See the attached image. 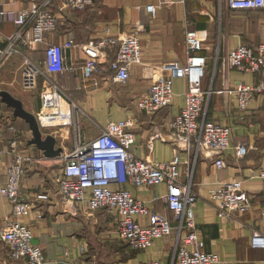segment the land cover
<instances>
[{
  "label": "crops",
  "instance_id": "1",
  "mask_svg": "<svg viewBox=\"0 0 264 264\" xmlns=\"http://www.w3.org/2000/svg\"><path fill=\"white\" fill-rule=\"evenodd\" d=\"M32 1L42 0H0L2 35L18 29V13ZM62 3V0H52L48 6L58 17L56 30L47 32L46 41L37 49H25L24 52L34 59H44V48L48 42L61 43L68 37L76 42V46L64 49L65 68L62 71L40 76V90L44 77L51 78L63 88L65 95L76 105L83 140L95 137L111 119L132 116L134 124L130 129L134 144L131 149L136 156L150 161H163L171 159L176 153L180 154L182 163L179 181L188 184L196 195L193 211L198 234L203 241V249L218 254L219 259L214 264H264V248L252 246L250 240L254 229L264 232V182L256 176L260 169H264V96L258 95L248 103L246 109L241 110L235 93L230 90L240 84L263 80L264 71L245 72L236 68L222 70L220 67L221 58L231 47L246 39L245 36L247 43L254 47L263 40L237 31V27L243 28V23L248 29L256 20L244 17L237 19L233 31L226 25L221 47L219 43L211 52L206 43L208 37L204 38L213 21L210 0H186L184 3L176 0H92L84 9L65 7ZM147 4L156 5L154 16L146 10ZM136 19L144 26L140 33L142 62L131 65L128 79L124 82L113 80L110 61L114 52H109L106 58L101 59L98 68L86 79L82 73L84 53L79 44L106 32L126 33ZM190 27L203 31L201 52L210 57L202 80L204 88L212 89L204 102L206 116L232 127L229 146L221 155L224 161L222 166L215 163V153L197 150L194 145L189 152L177 149L169 135L170 122L184 104L187 89L185 77L173 78V99L168 106L146 113L135 105L136 98L149 88L151 78L148 73L151 68L172 60L181 64L186 62L185 30ZM4 44L1 37L0 46ZM216 51H219L220 59L215 65ZM22 60L23 56L13 55L0 66V87L3 86L0 89L8 90L16 97L9 83L19 82L17 72ZM6 83L9 85H4ZM23 105L36 115L41 110V99L30 102L29 106L25 102ZM7 107L11 110L7 111L0 104V147H5L8 139L16 138L21 152L31 158L21 178L20 189L33 208L19 220L31 227L32 243L41 247L48 264H65L66 258L80 264H138L150 259L171 264L177 238L175 222L171 234L156 237L148 248H132L117 232L115 210L100 208L89 211L83 203L64 201L55 178L63 170L62 157L46 156L31 143L33 135L28 123L20 117H14L12 108ZM41 131L43 134H53L56 146H62L64 151L71 148L70 127L44 128ZM240 143L246 144L248 148L243 156H237L236 153V146ZM11 159L12 155L8 151L0 157V182L5 179V169ZM233 179H242L252 207L246 211L234 210L228 216L221 217L209 189L216 183ZM121 186L149 209L172 217L166 202L168 189L165 182L144 186L125 182ZM136 218L147 223L145 215H137ZM13 219L17 217L12 213L11 201L0 196V229ZM0 264H24L22 259L10 256L9 246L1 238Z\"/></svg>",
  "mask_w": 264,
  "mask_h": 264
},
{
  "label": "built area",
  "instance_id": "2",
  "mask_svg": "<svg viewBox=\"0 0 264 264\" xmlns=\"http://www.w3.org/2000/svg\"><path fill=\"white\" fill-rule=\"evenodd\" d=\"M51 1H32L17 15L18 29L8 35L0 33V38L5 41V44L0 46V66L13 55L23 56L19 83L25 90L36 88L41 75L62 71L65 68L64 49L76 46L73 38L68 37L61 43L48 42L44 48V59H34L24 53L25 49H37L46 41V33L56 30L58 17L48 8ZM176 1L184 3L186 0ZM62 2L65 7L84 9L92 0ZM226 5L229 10H264V0H226ZM146 10L154 16L156 5L147 4ZM143 28V23L136 19L126 33L106 32L79 44L84 53V77L90 78L98 68L99 61L106 58L109 52H114L110 61L112 78L115 82L126 81L131 65L142 62L140 33ZM185 45L186 62L181 64L172 60L151 68L148 73L151 78L149 88L145 94L136 98L135 105L146 113L168 106L173 99V78L185 77L187 89L184 104L170 122L169 135L177 149L189 152L194 145L197 150L215 153V163L222 166L224 161L221 155L229 146L232 127L209 119L204 110V102L212 89L202 86L209 58L201 52L203 31L194 27L187 28ZM219 59V51H216L215 65ZM220 67L222 70L236 68L245 72L264 71V39L256 47L243 42L237 43L221 58ZM230 90L235 93L239 108L244 110L258 95L264 96V78L256 83L240 84ZM39 95L41 110L36 114V118L40 128L71 129L72 146L62 151L60 156L63 159V170L55 177L64 201L72 204L83 203L89 211L100 208L115 210L117 232L134 249H146L156 237L171 234L175 222L177 238L171 264H214L218 261L216 252L203 249L193 211L196 195L191 192L188 184L179 181L182 163L179 153L163 161H150L136 156L131 149L134 144V135L130 129L134 124L132 116L120 120L111 119L101 127L95 137L83 140L76 105L65 95L63 88L51 78L44 77ZM10 128L15 130L13 126ZM5 147H0V157L8 151L12 159L6 166L4 181L0 182V196L11 201L12 213L17 219L8 221L6 226L0 229V238L8 244L12 258L22 259L24 264H48L41 247L32 243L31 227L19 220L33 208L20 189L21 178L31 158L21 152L16 138L8 139ZM247 149L246 144H238L237 156L245 155ZM256 176L264 182V169H260ZM125 182L135 186L165 182L168 189L166 202L172 217L168 218L149 209L121 186ZM209 194L215 201L218 215L221 217L228 216L234 210L246 211L252 207L242 179L216 183L210 187ZM262 213L264 214V211ZM137 215L147 216V223L140 222L136 218ZM250 240L252 246L264 248V232L254 229ZM65 264L80 263L66 258ZM138 264L161 262L150 259Z\"/></svg>",
  "mask_w": 264,
  "mask_h": 264
},
{
  "label": "rangeland",
  "instance_id": "3",
  "mask_svg": "<svg viewBox=\"0 0 264 264\" xmlns=\"http://www.w3.org/2000/svg\"><path fill=\"white\" fill-rule=\"evenodd\" d=\"M210 7L212 9L213 7V21H212V25L210 26V30L208 32V34H205L204 38L206 39L207 37V42L209 44V50L211 52H214L215 48L217 47V45L220 43V47H221V42L224 39V27L226 25H229L230 31H233L234 28L237 26V22L240 18H252L255 19V23L249 25V28H245V24L241 23L243 25V28L237 27V31H243L244 34L246 35V33H249L250 35H252L253 37L255 36L258 40H262L264 39V11H248V10H229L227 9V5H226V0H210ZM207 32V30H206ZM242 35V36H245ZM182 36H184V34L182 33ZM203 38V39H204ZM246 39H242V42H246L247 43V37L245 36ZM20 70H21V66L17 72V79H19L20 76ZM40 80V79H39ZM12 84L13 88V92L17 95V97L21 98V100L23 99L25 104L27 106H29L30 102H35L37 100H40V87L37 86L34 89L31 90H23V88L20 87L19 82H15L13 83H9ZM9 84H4V85H9ZM3 87V86H2ZM0 87V88H2ZM19 89V90H18ZM22 100V101H23ZM23 102V104H24ZM0 104L2 107H4L7 111L8 109L11 110L10 108H8L4 103L1 102L0 100ZM35 110V109H34ZM46 129V128H45Z\"/></svg>",
  "mask_w": 264,
  "mask_h": 264
},
{
  "label": "water",
  "instance_id": "4",
  "mask_svg": "<svg viewBox=\"0 0 264 264\" xmlns=\"http://www.w3.org/2000/svg\"><path fill=\"white\" fill-rule=\"evenodd\" d=\"M0 99L12 108L14 117H20L28 123L33 135L30 140L31 143L40 148L46 156L61 155L63 147L56 146V137L50 133H42L36 115L24 107L20 98L12 95L8 90L0 89Z\"/></svg>",
  "mask_w": 264,
  "mask_h": 264
},
{
  "label": "trees",
  "instance_id": "5",
  "mask_svg": "<svg viewBox=\"0 0 264 264\" xmlns=\"http://www.w3.org/2000/svg\"><path fill=\"white\" fill-rule=\"evenodd\" d=\"M259 10H261V11H264L263 9H257V10H254V11H259ZM244 11V10H243ZM246 43V42H245ZM246 44H248V45H251V44H249V43H246ZM251 46H253V45H251ZM209 59H210V57L208 58V61H209ZM208 61H207V63H208ZM207 65V64H206Z\"/></svg>",
  "mask_w": 264,
  "mask_h": 264
}]
</instances>
